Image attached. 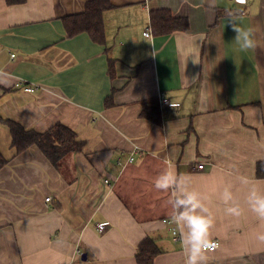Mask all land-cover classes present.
<instances>
[{
	"label": "crops",
	"instance_id": "crops-1",
	"mask_svg": "<svg viewBox=\"0 0 264 264\" xmlns=\"http://www.w3.org/2000/svg\"><path fill=\"white\" fill-rule=\"evenodd\" d=\"M90 1L0 0V117L37 133L61 124L84 143L56 167L37 146L16 155L0 121V264H137L146 238L163 250L154 264H185L171 192L154 187L168 166L206 197L219 242L207 264H264V221L246 203L264 192V0H108L103 44L66 31ZM152 101L160 119L143 116Z\"/></svg>",
	"mask_w": 264,
	"mask_h": 264
},
{
	"label": "clouds",
	"instance_id": "clouds-1",
	"mask_svg": "<svg viewBox=\"0 0 264 264\" xmlns=\"http://www.w3.org/2000/svg\"><path fill=\"white\" fill-rule=\"evenodd\" d=\"M232 28L236 33L234 40L242 51L256 47L251 29H243L235 25ZM242 183H247V181L242 178ZM154 187L160 191L171 192L170 203L174 210L171 219L179 229L185 253V264H207L206 251L217 248L219 245L210 241V229L213 226L214 218L205 203L206 197L190 188L187 177L178 175L171 166L166 167L156 177ZM221 199L225 204L233 202V206L226 208L227 214L241 215V209L234 203L230 187L224 188ZM246 203L250 211L259 220L264 221V192L254 187L251 188L247 194ZM257 239L264 242V233L258 234Z\"/></svg>",
	"mask_w": 264,
	"mask_h": 264
},
{
	"label": "trees",
	"instance_id": "trees-1",
	"mask_svg": "<svg viewBox=\"0 0 264 264\" xmlns=\"http://www.w3.org/2000/svg\"><path fill=\"white\" fill-rule=\"evenodd\" d=\"M8 4H21L25 0H6ZM112 6L108 0H94L86 4L82 14L66 17L65 27L68 37H73L81 33L89 34L92 39L100 44L105 41L103 24V14ZM162 18L163 15L161 14ZM154 26L157 25L156 18L153 17ZM162 26V23L160 24ZM143 116L151 120L160 119V108L158 101L144 104ZM159 117V118H158ZM11 135V146L15 149L16 155L21 154L32 146H37L48 158L53 166H59L60 162L70 153L82 151L84 143L80 141L77 134L71 129L58 124L45 133H37L25 130L20 124L0 117ZM8 163L0 153V164ZM258 177L264 178V165L258 166ZM172 233V232H171ZM173 236V234H172ZM174 237V236H173ZM163 253L152 238H146L138 247L136 253L137 264H154L155 259Z\"/></svg>",
	"mask_w": 264,
	"mask_h": 264
},
{
	"label": "built area",
	"instance_id": "built-area-1",
	"mask_svg": "<svg viewBox=\"0 0 264 264\" xmlns=\"http://www.w3.org/2000/svg\"><path fill=\"white\" fill-rule=\"evenodd\" d=\"M232 1H234L236 4H239V5H242V6H246L248 4V2H249V0H243V2H240V0H232ZM144 36L147 37V38H150L151 37V31L150 30H147L144 33ZM12 57L14 58L15 55H12ZM24 89L28 93H34L36 91V87H34V86H26ZM159 100H160V105H161V108L162 109L170 108V107L173 108L172 105H174V107L179 106V104H171L169 102V100L165 99L162 95L159 96ZM123 155L124 154H122V157H123ZM122 157L119 158L118 161H117V166L120 167V168H122L126 164L133 163L134 160H135L134 159V156H130L127 160H123ZM199 169L202 170L203 169V166L202 165L199 166ZM104 184H106L107 186H110V180L109 179L104 180ZM51 200H52L51 197L46 198V202H50ZM98 229L102 233V232L105 231L106 227L104 225H100ZM171 232H172V234H173V236L175 238L174 240L175 241L179 240V237L180 236H179V230H178V228L175 227V226H173L171 228ZM211 242L214 243V244H218L219 245V242H217L216 240H213ZM218 248L219 247L214 248V249H208L207 251L213 252V251L217 250Z\"/></svg>",
	"mask_w": 264,
	"mask_h": 264
},
{
	"label": "water",
	"instance_id": "water-1",
	"mask_svg": "<svg viewBox=\"0 0 264 264\" xmlns=\"http://www.w3.org/2000/svg\"><path fill=\"white\" fill-rule=\"evenodd\" d=\"M83 259L86 260V256H84Z\"/></svg>",
	"mask_w": 264,
	"mask_h": 264
}]
</instances>
